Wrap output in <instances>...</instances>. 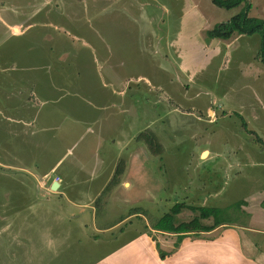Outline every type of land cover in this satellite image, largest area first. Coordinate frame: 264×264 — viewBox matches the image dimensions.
<instances>
[{"label":"rangeland","instance_id":"1","mask_svg":"<svg viewBox=\"0 0 264 264\" xmlns=\"http://www.w3.org/2000/svg\"><path fill=\"white\" fill-rule=\"evenodd\" d=\"M36 1L0 0V15L7 21L16 20L23 30L25 19L34 16L29 21L35 24L17 37L7 35L0 24V58L13 56L12 73L43 75L48 70L37 56L49 45L43 32L57 25L63 27L67 47L72 46L77 61L83 62V74H71L73 85L54 92V101L45 106L58 115L50 118L46 138L51 139L29 158L20 155H29L30 147L0 134L6 146L0 165V264H90L137 235L155 240L154 223L177 203L225 208L239 200L246 207L259 201L257 194L264 187V67L256 58L260 38L216 40L207 50L199 46L205 32L195 30L199 15L210 30L242 6L224 10L211 0H65V5ZM249 2V16L264 20V0ZM90 30L95 31L92 45L109 46L112 55L92 56L85 49L91 46ZM107 56L110 67L102 64ZM103 77L122 82L117 85L120 93L100 103L110 96ZM79 78L84 80L81 86ZM32 99L20 102L18 109L27 111L35 103ZM79 106L103 110L112 130L94 123L79 134L62 133L74 124L72 111ZM102 130L109 134L99 142ZM57 134L62 140H54ZM103 143L112 147L115 161L95 179L87 173ZM10 144L11 158L19 159L21 168L10 165ZM57 161L56 173L42 178L41 171ZM24 162L33 169L27 171ZM75 168H86L87 173L79 177ZM62 172L68 179L60 178L62 187L51 190L52 176ZM124 173L131 184L122 180ZM252 193L255 196L248 197ZM258 210L253 224L260 227ZM194 215L183 209L177 219L187 222ZM243 223L246 227L237 226ZM248 226L249 218L239 217L230 227ZM260 230L249 235L264 247ZM46 237L56 241L54 247L46 245ZM156 248L159 253L158 243Z\"/></svg>","mask_w":264,"mask_h":264},{"label":"crops","instance_id":"2","mask_svg":"<svg viewBox=\"0 0 264 264\" xmlns=\"http://www.w3.org/2000/svg\"><path fill=\"white\" fill-rule=\"evenodd\" d=\"M65 2V0H37L36 5H50L52 3L65 5ZM0 3V7H3L4 5L1 6L2 2ZM193 4L195 5V3L191 1L190 6H192ZM62 15H65L64 12ZM32 18H34V16H31L30 18L27 17L25 19V23H22L23 30L20 29L22 25H18L20 23H17L16 20L7 21L8 19L3 17V15H0V24H2V27L6 30L5 33L7 35L10 34L13 37H17L23 35V33H27L30 28L35 25L34 23H31L29 21ZM199 18L200 20L199 23L196 24L195 30L197 29V31L200 33L206 32L207 30L204 23V16L199 15ZM42 25H47L48 28L50 24L42 23ZM60 28L63 27L54 25V29H52V32H43V34H45V36L47 37L46 38L44 36V38L47 39L46 42L49 41V45L46 50L44 49L42 50V52L37 54L38 58H42V67L47 68L48 70L43 73V75L38 73H34L31 75L28 73L30 71L26 72L28 74L21 73L18 75L12 73L11 70L13 67L10 65H14V61H12L14 60L13 56L9 55L0 58V134L1 137L3 134L5 138L9 136L10 142H12L13 138L17 143L18 139V141L23 144V147H30L31 153H29V155H26L25 153L24 155H20V158L23 159L29 158L30 155L35 152V150H38L42 142L49 141L51 139L50 137L46 138L47 136H49L47 134V129H51L49 128L50 118L56 117L58 115L55 110H51V108L46 109L45 106L49 101H54V92L56 90L58 91V89H63L70 85V82L73 79H71V74L77 75L79 77H82L83 74V62L80 64L77 61L78 55L74 53V50H72V46L70 48L67 47L64 36L65 33H63ZM9 30H11L12 32L10 33ZM16 30L17 32H15ZM94 33L95 31L90 30L89 42L91 46L89 44H85L86 47H88L85 49H88L92 56L93 54L98 52H105L106 54L109 52L110 55H112L113 49L111 50L109 46L103 48V45H92L93 43L91 42H94V40L92 39ZM197 35L200 36L199 33ZM82 36L83 35H80L79 37L75 36V38H82ZM234 39L232 38L229 41H233ZM215 41L216 40L209 41L208 43H206L207 46H205L206 44L203 41L204 44L200 42L199 46L205 48L207 47L208 50L215 45ZM218 41L226 42L223 40ZM70 52L73 54V57H71ZM46 57H48V60L47 62H44L43 59ZM109 57H105V60L102 61L103 66H111L109 64L111 62L108 61L110 60L108 59ZM72 59H76L77 62L71 61ZM34 65L39 66L40 62L31 65L29 67L30 70L32 68L36 69ZM68 66H70V71H67ZM76 70H78L79 72H77ZM83 77L90 78V75ZM103 78L105 80V83L103 84L105 86V92L106 94L110 93V96H104L103 99L100 100V103L104 102L103 100H105V98H113L115 93H120V89L117 85L122 82L121 79L116 83L115 80L117 79L115 78ZM83 81V79L79 78L80 86L82 85V83H84ZM71 83L73 85V82ZM78 89H81V87H79ZM32 98H34L35 103L27 106V111L18 109L20 102L27 103L28 100L32 101ZM41 100H45L46 104H43L44 102L41 103ZM101 105H103L108 112V106L106 104ZM97 109L98 112H96L95 109L86 111L85 106H83V109L82 106H79L78 109L72 111L74 114H76V116L74 117V124H72L71 126H66L67 129H64L62 133H67V135H69L70 133L72 135L77 133L79 134L82 132L83 127L87 126L86 130H89L90 125L94 123L105 124L107 125V128L109 127V130H112V126L108 125L110 121L106 122L109 120L110 116L106 117L105 112H102L103 110H99L98 107ZM89 119H91V123L87 121ZM103 134H109V132L102 130L100 133L99 142H101V140H106ZM62 138L63 137L61 135L57 134V136L54 137V140L59 141L62 140ZM3 147L6 146L4 145L3 141H0V165H2L4 151L2 150ZM11 147L12 145L10 144V146L8 147L10 148V150H7V152H10V165H15L16 167L21 168L20 166H17L19 159L17 160L16 158H11L14 151V149H11ZM111 149L112 147L108 148L105 146V143H103L102 148L99 150L97 149L96 158L92 160L93 168L90 169L88 173L84 171L86 168H79V172L77 171L78 169L75 168L77 174L80 173L79 177L83 172H86L90 176H96L95 179L103 176L104 173L108 171V167L113 165L115 161V159L111 155ZM134 158L135 157H132L129 160L132 162ZM13 161L16 162L13 163ZM24 163H27V165L24 166L27 171L33 169V166L29 165L28 162ZM59 163L60 161H57L48 169H44L43 171H41V174L43 176L42 178L48 177L50 174H54V172L56 173V167H58ZM29 166L30 170H28ZM59 168L60 167H58V169ZM21 170L24 169L22 168ZM127 177L128 176H126V174L123 175L122 180L128 181L129 184H131ZM55 178L59 179V181L57 182V189H60L62 187L60 178L68 179L67 175L62 172L61 175L58 174L52 176V184L55 182ZM77 187L81 188V186ZM254 196V193L248 195V197ZM256 198L259 199V201H255V205L248 203L249 206L247 205V207H243V209L249 214V226L247 230H242L238 227H218L208 233H201L198 236L189 235L185 237L178 248L174 247L176 236L173 234L157 232L155 240L151 239L147 235H137L136 237H133L132 239H129L128 241L122 243L118 247H114L112 250L95 259L90 264H264V247L260 245L259 242H255L254 238L250 237L249 235V233L253 235L256 234V232L258 233V231H263L260 229H264V226H262L264 225V207L261 206V203L264 201V187L260 192H258ZM256 202H258V205H256ZM257 208L259 209L258 211H260L259 217H262L260 227L254 226L253 224L255 216L254 210H256ZM76 225H82V223L80 222ZM89 225L90 227H98L97 222L96 224L95 222L89 223ZM83 227H85V223L83 224ZM105 227L112 229V227ZM102 232H105V230H102ZM245 232L248 233V235ZM93 237L95 239L97 238L96 236ZM157 243L161 251L170 254L165 259H161L159 257V253L156 248Z\"/></svg>","mask_w":264,"mask_h":264},{"label":"trees","instance_id":"3","mask_svg":"<svg viewBox=\"0 0 264 264\" xmlns=\"http://www.w3.org/2000/svg\"><path fill=\"white\" fill-rule=\"evenodd\" d=\"M250 0H211V3L224 10L241 9L238 14L231 17L225 23L216 24L212 29L205 32V43L211 40L229 41L234 36L258 35L260 46L256 58L264 67V20L249 16L252 8ZM246 206L244 200H239L225 208L218 207H194L183 204H175L170 210L160 217L153 225L156 232L169 233L176 236L175 248L187 236H198L201 233H208L218 227L236 226L238 218H249V214L243 209ZM264 207V201L261 203ZM183 209H188L195 214L187 222H179L177 216ZM136 213V212H135ZM233 217V218H231ZM246 227L245 223L237 225ZM167 254L159 250V256L164 259Z\"/></svg>","mask_w":264,"mask_h":264},{"label":"clouds","instance_id":"4","mask_svg":"<svg viewBox=\"0 0 264 264\" xmlns=\"http://www.w3.org/2000/svg\"><path fill=\"white\" fill-rule=\"evenodd\" d=\"M45 243L49 247H54L55 244H56V241L54 239H52L51 237H46L45 238Z\"/></svg>","mask_w":264,"mask_h":264},{"label":"water","instance_id":"5","mask_svg":"<svg viewBox=\"0 0 264 264\" xmlns=\"http://www.w3.org/2000/svg\"><path fill=\"white\" fill-rule=\"evenodd\" d=\"M58 188V183L54 182L51 186V190H56Z\"/></svg>","mask_w":264,"mask_h":264},{"label":"built area","instance_id":"6","mask_svg":"<svg viewBox=\"0 0 264 264\" xmlns=\"http://www.w3.org/2000/svg\"><path fill=\"white\" fill-rule=\"evenodd\" d=\"M54 181H55V182H58V181H59V179H58V178H55V179H54Z\"/></svg>","mask_w":264,"mask_h":264}]
</instances>
